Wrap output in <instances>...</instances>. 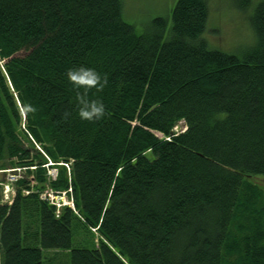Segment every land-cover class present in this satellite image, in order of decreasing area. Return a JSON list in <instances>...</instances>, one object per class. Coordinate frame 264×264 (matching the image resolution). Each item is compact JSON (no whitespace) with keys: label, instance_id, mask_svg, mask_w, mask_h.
<instances>
[{"label":"trees","instance_id":"16d2710c","mask_svg":"<svg viewBox=\"0 0 264 264\" xmlns=\"http://www.w3.org/2000/svg\"><path fill=\"white\" fill-rule=\"evenodd\" d=\"M208 10L176 0L136 33L122 0H0V160L28 167L10 201L0 179V264H264V0L240 52L208 44ZM78 65L106 82L74 89ZM92 99L105 116L80 119ZM44 155L73 208L40 196Z\"/></svg>","mask_w":264,"mask_h":264},{"label":"rangeland","instance_id":"374dc122","mask_svg":"<svg viewBox=\"0 0 264 264\" xmlns=\"http://www.w3.org/2000/svg\"><path fill=\"white\" fill-rule=\"evenodd\" d=\"M175 1L176 0H122L123 15L126 21L133 24L136 33H141L145 30L153 17L167 15ZM259 1L260 0H207L209 10L203 36L208 44L228 52L242 51L245 45L253 40L249 16L254 5ZM241 2H246L244 7L238 6ZM19 128V134L25 132L23 129L24 125L19 126ZM184 128L185 124L183 120L179 119L173 129L175 131H183ZM28 138L31 139L29 136ZM45 160L47 159L45 158ZM49 163L51 164L45 168L46 179L41 186L42 189L40 190V194L52 192L55 195H59L57 192L63 189L51 186L52 180L56 179L59 174V165L52 162V159L51 161H45L44 165ZM17 165L10 164L9 159L6 158L0 160V179L2 180L1 183L3 186L2 192L5 189L4 185L9 182L8 180L12 175L18 179L26 174L25 168L28 167ZM29 167L34 170L35 165ZM32 177L33 174H29V186L35 187L36 182ZM248 179L261 187L264 186L263 175L250 176ZM6 195L9 196L10 194L7 192ZM3 198L10 201L7 197L3 196ZM72 233L73 245L80 247H92L94 243L93 236L97 237L95 232L92 231L91 234L83 226L73 227ZM41 264H69V251L65 249H42Z\"/></svg>","mask_w":264,"mask_h":264},{"label":"clouds","instance_id":"9594fccd","mask_svg":"<svg viewBox=\"0 0 264 264\" xmlns=\"http://www.w3.org/2000/svg\"><path fill=\"white\" fill-rule=\"evenodd\" d=\"M65 76L74 89L86 93L93 87H102L106 79L92 67L78 65L66 69ZM106 114L105 106L102 101L96 99L83 100L78 108V116L82 120L99 121Z\"/></svg>","mask_w":264,"mask_h":264},{"label":"built area","instance_id":"2783aa9c","mask_svg":"<svg viewBox=\"0 0 264 264\" xmlns=\"http://www.w3.org/2000/svg\"><path fill=\"white\" fill-rule=\"evenodd\" d=\"M15 179H16L15 176L12 175L11 178H10L9 180H10V181H13V180H15ZM57 193H59V192H57ZM60 193H65V191H62V192H60ZM60 193H59V194H60ZM41 196L44 197V198H47V199L49 200L50 203L55 204L57 207L61 206V202H60V200H59L60 195H55V194H53L52 192H46V194H41ZM65 204H68V205L72 206V199H67V200L65 201Z\"/></svg>","mask_w":264,"mask_h":264},{"label":"bare ground","instance_id":"6f19581e","mask_svg":"<svg viewBox=\"0 0 264 264\" xmlns=\"http://www.w3.org/2000/svg\"><path fill=\"white\" fill-rule=\"evenodd\" d=\"M24 192L27 193L26 190H25ZM40 195H41V194H40ZM59 195H60L59 200H60V202H61V205H64V204H65V201H66L67 199H71V198H69V197L66 195V191H65V193H60ZM72 208H73V203H72ZM57 211H58V209H57Z\"/></svg>","mask_w":264,"mask_h":264}]
</instances>
